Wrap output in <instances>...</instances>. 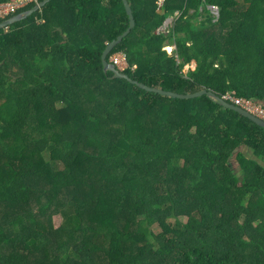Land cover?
Here are the masks:
<instances>
[{"label":"trees","instance_id":"1","mask_svg":"<svg viewBox=\"0 0 264 264\" xmlns=\"http://www.w3.org/2000/svg\"><path fill=\"white\" fill-rule=\"evenodd\" d=\"M127 1L119 71L264 105V0ZM129 27L123 0H51L0 29V264H264V128L105 71Z\"/></svg>","mask_w":264,"mask_h":264},{"label":"water","instance_id":"2","mask_svg":"<svg viewBox=\"0 0 264 264\" xmlns=\"http://www.w3.org/2000/svg\"><path fill=\"white\" fill-rule=\"evenodd\" d=\"M50 1L51 0H45L44 2L38 4L32 10H30V11H28L26 13H23V14H19V15L15 16V17L11 18L10 20H7V21H4V22L0 23V29L7 28V27H9L10 25H12L14 23H17L19 21H22V20L28 18L29 16L34 14L36 11H38L39 9L44 7ZM123 1H124L125 6H126L127 13H128V15L130 17V27L124 34H122L116 40L111 42L107 46V48L105 49V51L103 53V56H102L105 71H112L114 73V77L115 78L128 79L131 83L139 86L140 88H142V89H144V90H146L148 92L159 93L161 95L169 96V97H172V98L193 99V98H197V97H200V96H203V95H207V96L211 97L212 99H214L215 101L219 102L224 107L230 108L232 110H235L236 112L244 115L245 117L251 119L252 121H254L255 123H257L258 125H260L261 127L264 128V121L263 120H261L260 118L250 114L249 112L243 110L240 107H237V106H235L233 104H230V103L226 102L224 99L220 98L219 96H217L213 92H208V91L205 90V91H202V92H199V93H196V94L183 95V94H177V93H174V92H169V91H165V90H161V89H157V88H152V87H149V86H147V85H145L143 83H140L138 81L130 79L126 74H124L123 72L119 71L114 64L109 62L107 60L108 55L113 51V49L116 46H118L124 40V38L135 28V25H136L135 18L133 16L132 9H131L128 1L127 0H123ZM168 21H170V20H168Z\"/></svg>","mask_w":264,"mask_h":264},{"label":"built area","instance_id":"3","mask_svg":"<svg viewBox=\"0 0 264 264\" xmlns=\"http://www.w3.org/2000/svg\"><path fill=\"white\" fill-rule=\"evenodd\" d=\"M36 0H18L16 2L0 4V20L5 18L6 16L16 12L18 9L25 7L28 3L33 2ZM164 0H160L159 4L161 5ZM211 10L215 15L218 16V9L215 6H211ZM122 58L124 60V64L128 66L127 57L125 54L117 53L112 58V61L116 66L120 68L121 63L117 58ZM115 58V59H114ZM127 68V67H126ZM121 69V68H120ZM226 100L230 101L231 103L235 104L236 106L242 108L243 110L249 112L250 114L260 118L264 121V105L258 103L254 100H248L244 98H238L232 95L226 96Z\"/></svg>","mask_w":264,"mask_h":264},{"label":"rangeland","instance_id":"4","mask_svg":"<svg viewBox=\"0 0 264 264\" xmlns=\"http://www.w3.org/2000/svg\"><path fill=\"white\" fill-rule=\"evenodd\" d=\"M171 21V20H170ZM169 21H167L166 23H168ZM167 51L169 52V54H172L173 53V48L172 47H170V48H167ZM117 58V57H116ZM115 59V58H114ZM119 61H120V63H121V66H120V68L121 69H125L126 67H127V65H125L124 64V60L122 59V58H117ZM193 68H194V65H193ZM45 158L47 159V160H49L50 158H49V156H48V154H45ZM30 208H31V211L33 210V208H32V206H30ZM68 209L62 214V215H59V217L57 216L56 217V219H55V222H54V226H55V228L56 229H60V228H64V226H66L69 222H68V216H71V215H73L74 214V210H73V208L72 207H67ZM27 210H30V209H27ZM19 212H18V210L13 214V215H9V214H7L6 212H4L3 213V215H2V218H0V221L1 222H3V223H6V224H8V222L9 221H11L12 219H14V217L18 214ZM7 215H9V216H7ZM7 216V217H6ZM184 220V219H183ZM172 222H174V221H172ZM71 227H73V226H71ZM154 229H155V231L158 233V232H160V229H159V227L156 225L155 227H154ZM60 235V234H59ZM58 235V236H59ZM61 236V235H60ZM59 236V237H60ZM54 240H55V238H54ZM56 246V244H55V242L52 244V246H50L51 248H54ZM32 249H34L33 247H31L30 246V250H32ZM54 257V252L53 251H51V253H50V256L49 257H47L48 258V260H44L41 264H52L53 263V260L51 259V258H53ZM31 259L33 260V259H36L39 263L41 262V258H40V256L38 255V252L36 251V252H34L33 250H32V254H31Z\"/></svg>","mask_w":264,"mask_h":264}]
</instances>
